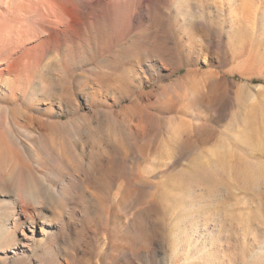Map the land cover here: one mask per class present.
<instances>
[{
    "label": "rangeland",
    "instance_id": "374dc122",
    "mask_svg": "<svg viewBox=\"0 0 264 264\" xmlns=\"http://www.w3.org/2000/svg\"><path fill=\"white\" fill-rule=\"evenodd\" d=\"M0 134V264H264V0H0Z\"/></svg>",
    "mask_w": 264,
    "mask_h": 264
},
{
    "label": "bare ground",
    "instance_id": "6f19581e",
    "mask_svg": "<svg viewBox=\"0 0 264 264\" xmlns=\"http://www.w3.org/2000/svg\"><path fill=\"white\" fill-rule=\"evenodd\" d=\"M178 85H179L178 86L179 92H178V94L174 95L173 97L175 98L176 102L180 103V105H192L195 101H200V100H208L209 99V101H210V100H212L211 97L216 92V88H215L214 84H212L211 81H210V83L206 84L205 86H200V87L198 85H191L189 87H184L185 85L182 82H180ZM204 87L206 89H204ZM141 118H142L141 122L145 123L146 125H150L152 119L150 120V116L148 114L142 113ZM199 127L200 126H197V129H199ZM44 136L45 137L38 140L35 144H33L34 141H33V143L32 142L31 143L26 142V143L21 144V154L23 155V157L27 161L26 163L23 164V166H21L22 171L32 170L31 164H36V166H37L40 164L41 160H43V158H45L47 156H52L53 157L52 159L54 161H57L60 163H62L65 160V157H66L65 153L66 152H64L62 149L61 150L58 149L61 146L56 144L54 138L51 137L50 134L48 136L47 135H44ZM19 142H20V140H19ZM140 146L143 147V144ZM14 152L15 151H13L7 147V142L4 139V136H2L0 134V155L2 153H6L13 160H17L16 158L19 157V155L16 154V152L14 154ZM56 172H55V174H56ZM77 181H79V180H77ZM75 182H76V180H74V182H72L73 186L75 185ZM69 183L71 184V182H69ZM74 187H76V186H74ZM67 189H68V187H66V183H64V184L60 183V185L57 188H56V186H54L53 188L50 187L49 192L43 191L41 193L36 194V197H39V199L42 198L49 203L51 202V204L53 203L52 201H55V203H58L56 200H58V199L62 200L61 198H64V196L67 197L66 196V194L68 193ZM64 200H66V199L64 198ZM60 202H62V201H60ZM24 210L26 213L25 217H27L28 220L24 222L25 231L22 232V234H21L22 238L20 240V244L23 246H26V245H28V242H32L33 240L35 241L34 237H35V233H36V230H35L36 222H35L34 218H32V216H30L28 211L26 209H24Z\"/></svg>",
    "mask_w": 264,
    "mask_h": 264
}]
</instances>
